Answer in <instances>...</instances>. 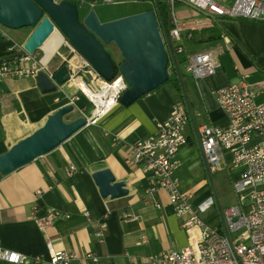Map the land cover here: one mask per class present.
Here are the masks:
<instances>
[{
	"label": "crops",
	"instance_id": "0c3cea01",
	"mask_svg": "<svg viewBox=\"0 0 264 264\" xmlns=\"http://www.w3.org/2000/svg\"><path fill=\"white\" fill-rule=\"evenodd\" d=\"M177 5L197 11L183 0H177ZM197 12L207 21L189 19L185 11L179 15L182 20L177 21L185 53L208 50L218 66L214 74L199 79L181 70L183 93L173 81H167L128 106L117 102L94 117L93 106L78 84L86 80L93 89L97 80L80 70V56L70 52L59 34L47 42L44 51L37 50L33 55L42 57L48 74L66 63L70 80L48 93L40 91L34 77H10L1 82L0 154L41 126L48 115L69 104L71 98H75L74 110L65 117L67 120L81 116L80 108L86 113L90 108L87 116L95 118L94 123L81 128L53 151L8 174L0 173L1 247L27 256L38 255L37 264H50L47 241L56 250L74 253L71 264H93L83 261L88 254L97 257V264H150L149 256L179 250L187 244V233L181 226L183 217L175 215L166 191L146 192L148 177L140 167L126 161L129 145L154 133L156 124L170 114L173 105L185 99L192 121L184 131L188 141L176 154L174 177L180 191L191 194L196 205L212 194V187L218 195L216 172L226 171L232 184L243 167H222L209 180L192 124H227L228 118L216 99L221 87L245 84L257 103L264 102V21L214 18ZM209 28H220L221 37L198 41L195 32ZM32 31V27L12 29L0 24V60L23 54V44ZM114 48L112 44L106 47L119 61L122 56ZM105 168L116 180L125 182L126 196L100 195L92 174ZM201 218L218 225L216 205L201 213ZM143 237L146 242L141 241Z\"/></svg>",
	"mask_w": 264,
	"mask_h": 264
},
{
	"label": "built area",
	"instance_id": "2783aa9c",
	"mask_svg": "<svg viewBox=\"0 0 264 264\" xmlns=\"http://www.w3.org/2000/svg\"><path fill=\"white\" fill-rule=\"evenodd\" d=\"M183 1L214 18L264 21V0ZM176 2L177 0H163L165 25L160 12L169 44L168 73H174L175 65L180 74L184 70L195 79L214 74L218 63L210 51L185 53L176 17ZM67 45L71 53L80 56L68 42ZM80 58L83 62L80 70L98 83L92 89L86 80L81 81L92 92L90 95L78 84L93 106L92 114L97 117L118 102L126 82L118 71L112 80L103 79L85 59ZM44 69L45 61L42 57L36 58L26 52L10 55L0 60V84L10 77H34L39 70ZM106 87L116 89L111 94L100 95V91ZM216 99L228 118L227 124L216 127L193 123L192 128L209 180L222 167H243L239 176L232 181L235 204L221 208L212 187V194L195 205L191 194L179 189L174 177L176 154L188 141L184 131L191 120V112L189 113L185 99L173 105L170 114L156 124L154 133L128 147L126 161L140 167L148 177L146 192L156 189L166 191L175 215L183 217L181 226L188 237L187 244L179 250L149 256L150 264H264V102L257 103L253 91L245 84H231L217 89ZM74 101L75 98H71L69 104L74 105ZM79 112L87 118L88 124L95 122V118L89 119L84 109L80 108ZM73 168L72 166L71 169ZM213 205H216L219 217V224L215 226L201 218V213ZM52 212L60 214L58 211ZM84 215L88 218L89 214L85 211ZM141 241L146 242V238L143 237ZM46 247L50 264H71L75 257L72 252L54 249L50 241H47ZM39 260L38 255L27 256L0 246V261L37 264ZM83 261L97 264V257L88 254Z\"/></svg>",
	"mask_w": 264,
	"mask_h": 264
},
{
	"label": "water",
	"instance_id": "95a60500",
	"mask_svg": "<svg viewBox=\"0 0 264 264\" xmlns=\"http://www.w3.org/2000/svg\"><path fill=\"white\" fill-rule=\"evenodd\" d=\"M93 1L0 0V24L12 29L33 28L23 44L24 51L30 55L44 51L47 42L59 34L103 79L110 81L116 71L120 72L126 87L118 102L128 106L169 79V44L157 1L154 0L152 9L105 21L99 19L93 8L84 12V2ZM110 44L122 56L120 61L106 49ZM173 69L181 82L175 65ZM70 78L66 63L52 74L39 70L34 76L43 93L55 91ZM73 110V104L58 108L41 126L1 153L0 173L8 174L53 151L85 127L88 120L83 115L65 118ZM92 178L102 197L119 198L128 194L125 182L116 180L107 168L95 171Z\"/></svg>",
	"mask_w": 264,
	"mask_h": 264
},
{
	"label": "rangeland",
	"instance_id": "374dc122",
	"mask_svg": "<svg viewBox=\"0 0 264 264\" xmlns=\"http://www.w3.org/2000/svg\"><path fill=\"white\" fill-rule=\"evenodd\" d=\"M90 5H89V4ZM154 6L151 3V0H113L112 3H103L101 0H95L93 2H87V7L84 12L90 8H93L101 21L110 20L114 18H118L121 16H125L132 13L142 12L151 9ZM162 9H164V5H162ZM177 21H181L179 15L181 12H189V16L187 18L196 20V21H207V17L199 14L197 11L184 6L177 5L175 7ZM83 12V10H81ZM187 20V19H185ZM113 50H116L114 48ZM114 57V56H113ZM120 61V60H119ZM175 76L170 75L168 81L172 82ZM90 108L88 112L90 114ZM227 176V172H216L214 174V181L217 187L219 205L221 208H226L230 205L235 204V194L233 191L232 184L229 183Z\"/></svg>",
	"mask_w": 264,
	"mask_h": 264
},
{
	"label": "trees",
	"instance_id": "16d2710c",
	"mask_svg": "<svg viewBox=\"0 0 264 264\" xmlns=\"http://www.w3.org/2000/svg\"><path fill=\"white\" fill-rule=\"evenodd\" d=\"M157 5H158L159 10H160V12L162 14L163 22H164V25H165L163 9H162L163 0H157ZM195 35L197 36V40L198 41L216 40V39H219L221 37V29L220 28L204 29V30H201L199 32H195ZM173 84L175 85V87L177 88L178 91L180 90L181 93L184 92L183 88L180 85V82L177 79L173 80Z\"/></svg>",
	"mask_w": 264,
	"mask_h": 264
},
{
	"label": "bare ground",
	"instance_id": "6f19581e",
	"mask_svg": "<svg viewBox=\"0 0 264 264\" xmlns=\"http://www.w3.org/2000/svg\"><path fill=\"white\" fill-rule=\"evenodd\" d=\"M79 83H80V86L82 87V89L86 92V93H88L89 95L90 94H92V92L90 91V89L83 83V82H81V81H79ZM116 89V87H106V88H104V89H102L101 91H100V95H106V94H108V93H113L114 92V90ZM99 96V95H98Z\"/></svg>",
	"mask_w": 264,
	"mask_h": 264
},
{
	"label": "flooded vegetation",
	"instance_id": "af4514ba",
	"mask_svg": "<svg viewBox=\"0 0 264 264\" xmlns=\"http://www.w3.org/2000/svg\"><path fill=\"white\" fill-rule=\"evenodd\" d=\"M89 4V3H88ZM90 5V4H89ZM84 6H85V8L87 7V2H84Z\"/></svg>",
	"mask_w": 264,
	"mask_h": 264
}]
</instances>
